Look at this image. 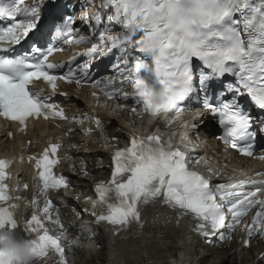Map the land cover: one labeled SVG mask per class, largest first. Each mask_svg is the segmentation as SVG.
<instances>
[{"label":"snow or ice","instance_id":"obj_1","mask_svg":"<svg viewBox=\"0 0 264 264\" xmlns=\"http://www.w3.org/2000/svg\"><path fill=\"white\" fill-rule=\"evenodd\" d=\"M81 7L96 10L91 14L82 11L77 17L75 0H39L32 5L25 0H0V22H5L0 23V118L17 122L21 131L30 118L68 120L64 108L53 100L58 82L83 86L92 62L116 50L115 75L93 80L91 87L99 88L107 99L126 102L131 98L142 113L154 119L163 116L165 124L178 122L179 140L174 143L175 130L167 139L158 130L148 135L131 131L128 146L111 155L110 179L95 184L96 198L84 201L90 205L84 212L94 217L97 225L106 222L117 234L130 229L133 234H142V213L163 204L178 218L190 217L193 231L201 236H218L223 241L231 239L243 218L259 206L244 226L247 238L243 245L249 246L257 233L264 238V172L255 176L240 172L225 182L211 184L210 177L190 166L194 147L191 133L202 114L200 108H193L194 103L200 104L204 113L219 118L223 135L218 139L240 155L253 157L258 137L264 140V115L254 116L242 99L250 98L256 109L264 110V0H99L98 4L97 0H81ZM94 38L97 42H92ZM22 42L26 47L17 50L14 46ZM85 43L91 47L75 54L87 57L83 64L72 67L71 62L50 59L65 50L60 45ZM226 76L234 80L225 83L221 78ZM39 81L50 89L47 94L44 88L36 87ZM210 81L224 90L210 87ZM150 82L163 89V103H152ZM125 84H131L133 91H125ZM92 96L99 107L106 106L100 104L96 91ZM187 113H194L193 118L185 119ZM71 119L80 124L91 119L108 146L101 117L85 114ZM83 134L92 135L93 129H83ZM61 146L50 142L38 157L28 158L35 162L38 194L45 197L42 208L37 199L31 201L35 211L22 227L37 264H47L56 257L55 264H68L62 244L67 239L64 223L56 213L53 223L62 229L57 236L51 235L44 223L52 220L54 209L47 193L63 190L67 194L70 188L67 177L54 172L61 162ZM258 159L264 160V156ZM200 160L208 164L203 157L196 163ZM10 164V160L0 159V240L3 233L21 227L14 211L19 205L12 202L21 198L12 196L6 183ZM206 170L211 176L220 175L213 166ZM75 244L77 240L70 241L68 248ZM4 256L0 249V264H5Z\"/></svg>","mask_w":264,"mask_h":264},{"label":"bare ground","instance_id":"obj_2","mask_svg":"<svg viewBox=\"0 0 264 264\" xmlns=\"http://www.w3.org/2000/svg\"><path fill=\"white\" fill-rule=\"evenodd\" d=\"M72 48L75 49V47ZM66 91L68 97L62 103L65 114L70 118H83L85 114L89 117L93 115L101 117L105 121V135L108 138V146L105 147V140L95 131V124L91 119L84 120L83 124L74 121H56L51 125V131H48L61 140L62 147L70 156L69 165L66 167L69 173L66 175L71 189L83 195L74 199L75 203H66L58 212L67 234V239L63 240L62 244L65 246L68 264H185L187 261L189 264H264L262 259L264 238H260L259 233L250 241L249 246L243 245V239L247 238L244 226L250 223L246 219L232 231L231 239L225 238L223 241H220L217 236L210 235L207 238L201 236L193 231L194 222L189 224L185 218H178L167 210H159L157 205L154 211L142 214L144 221L142 234H133L131 229L127 233L122 231L119 233L120 238L115 242L109 239L107 233L95 223L93 217L83 221L84 224L75 222L73 204L78 203L79 198L84 196L94 197L95 184L101 181L107 182L110 179L111 155L115 150L123 148L130 139L131 130L127 127L132 126L137 133L143 130L150 132L153 121L147 120L137 111L121 110L118 107L119 104L99 101L100 104L106 105L99 107L95 100H88L87 89L75 84L67 86ZM92 109L95 111L93 112ZM201 120L203 124L191 133L194 147L190 152L192 157L190 166L194 170L210 177L211 184L225 182L228 176L238 175L240 172L249 176L264 172V165L252 166L245 159L241 163L240 158L231 153L226 156L218 154L215 146H211L212 136H209L214 120L207 113L201 115ZM173 123L160 125L162 132H165L164 139L174 131ZM86 128H92L94 134L85 136L83 129ZM68 129H72V132L69 133ZM113 136L118 139H112ZM204 141L209 148L207 155H203L204 149L201 146ZM74 144L77 147H72ZM2 145L9 148L17 147L14 142L6 139L2 141ZM201 157L208 161L207 165L204 164V160L196 163V160ZM247 165L250 166L247 167ZM209 166L215 167L220 175L211 176L206 170ZM84 172H88V175L85 176ZM63 193L50 194V196L53 195L54 198L60 196L65 202L69 201L70 199ZM13 203L19 205L15 209L17 212L24 215L25 212H29V206L21 201L14 200ZM55 218L56 214L52 220L45 219V225L53 236L59 235L62 231L59 225L53 223ZM82 225L92 226L93 237L83 238L77 235L85 228L81 227ZM136 227V225L132 226V228ZM72 240H77L78 244L72 245L69 249L68 244ZM55 259L48 260L47 264H55Z\"/></svg>","mask_w":264,"mask_h":264},{"label":"clouds","instance_id":"obj_3","mask_svg":"<svg viewBox=\"0 0 264 264\" xmlns=\"http://www.w3.org/2000/svg\"><path fill=\"white\" fill-rule=\"evenodd\" d=\"M149 98L153 104L164 102L163 89L156 88L153 82L149 83ZM194 113H187L185 119H192ZM154 119V118H153ZM0 240V249L5 253V264H33L35 253L28 239H18L12 231L3 233Z\"/></svg>","mask_w":264,"mask_h":264},{"label":"rangeland","instance_id":"obj_4","mask_svg":"<svg viewBox=\"0 0 264 264\" xmlns=\"http://www.w3.org/2000/svg\"><path fill=\"white\" fill-rule=\"evenodd\" d=\"M98 262H99V260H98Z\"/></svg>","mask_w":264,"mask_h":264}]
</instances>
